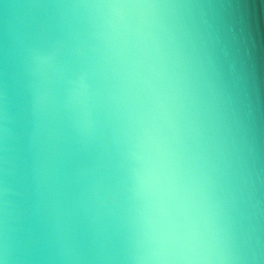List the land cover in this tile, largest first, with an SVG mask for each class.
Returning a JSON list of instances; mask_svg holds the SVG:
<instances>
[{
  "label": "clouds",
  "instance_id": "1",
  "mask_svg": "<svg viewBox=\"0 0 264 264\" xmlns=\"http://www.w3.org/2000/svg\"><path fill=\"white\" fill-rule=\"evenodd\" d=\"M0 264H264V0H0Z\"/></svg>",
  "mask_w": 264,
  "mask_h": 264
}]
</instances>
